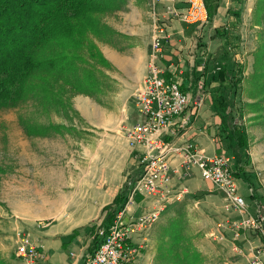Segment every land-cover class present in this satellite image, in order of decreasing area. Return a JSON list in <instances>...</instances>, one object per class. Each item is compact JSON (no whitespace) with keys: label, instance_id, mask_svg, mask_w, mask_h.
Segmentation results:
<instances>
[{"label":"rangeland","instance_id":"374dc122","mask_svg":"<svg viewBox=\"0 0 264 264\" xmlns=\"http://www.w3.org/2000/svg\"><path fill=\"white\" fill-rule=\"evenodd\" d=\"M145 2L152 39L154 15L147 0ZM124 6L102 17V22L115 33L110 37V42L92 37L111 65L110 69H104L109 81L103 93L94 98L74 95L71 104L75 113L72 112L68 117L53 113L45 116L38 112L33 102L0 109V257L8 264H22L14 253L18 233H29L44 255L40 244L46 237L63 233L73 237L81 233L86 239L91 237L92 241L103 227L106 214L96 206L98 201L95 199L100 194L103 198L115 192L119 194L126 184L129 190L132 185L130 178L135 179L141 174L140 156L131 149L122 130L126 116L132 121L131 117L137 111L136 93L141 84L135 87L128 81L112 78L118 71L100 48L103 44L114 45L115 48L128 44V36L112 28L117 23L114 14L122 11ZM162 10L163 5H158V17ZM168 21V32L164 33L170 34L169 46L172 39L171 23H186L178 18ZM252 21L259 24L256 34L250 32ZM252 21H245L246 32L242 35L237 33L227 36L224 33L227 41L221 42L217 49H220L221 59L229 58L228 52L238 54V50L241 55L243 52L253 54V58L250 57L249 61L241 65L243 80L235 93L230 94L233 105L232 118L229 116L228 123L239 128V139L245 148L239 150L232 147L224 155L233 159V173L240 166V192L249 204L250 211L255 212L260 207L257 203L264 207V196L260 193H264V0L256 1ZM149 52L150 47L148 56ZM116 77L119 78L118 75ZM75 105L81 109L87 108L88 116L82 115ZM119 111L121 114L117 115ZM20 117L37 124L63 125L65 130L61 134L49 136H28L19 123ZM250 153L255 158L254 167L250 162ZM245 160H249L247 165L243 164ZM246 175H250L249 179H246ZM248 188L253 189V196ZM184 207L172 203L162 212L159 221L152 227L145 257L151 248L150 264H163L156 261V240L169 219L179 213L185 220V233L192 246L197 250L202 239H207L221 254V260L216 259L214 264H223L229 258H225V255L231 251L230 244L202 235L208 230V219L214 225L219 221L218 214L202 213L198 216L196 212H190L193 217L187 220Z\"/></svg>","mask_w":264,"mask_h":264},{"label":"crops","instance_id":"0c3cea01","mask_svg":"<svg viewBox=\"0 0 264 264\" xmlns=\"http://www.w3.org/2000/svg\"><path fill=\"white\" fill-rule=\"evenodd\" d=\"M205 1L207 9L212 12L206 27L197 29L193 25L183 24L178 21H173L170 25L172 39L169 46L165 49L159 64L165 70V77H180L182 79V89L190 97V104L181 116L173 120L169 127L159 132V137L161 140L172 141L176 144L186 141L192 142L195 144L199 154L213 157L227 154L229 149L232 148L228 146V140L223 138L226 134L221 132L220 113L222 114L223 112L221 109L216 108V100L229 98V86L227 83L220 85L217 82L213 67L216 64L221 67L229 64L234 68H241L244 62L249 61L250 57L253 58V54L248 55L243 52L241 55L240 50H238V54L228 52L226 47L229 58H223V60L219 53L220 49L218 51L217 48L221 42L227 41L224 33L227 36H231L237 33L242 35V33L246 32L244 30L245 21H252L257 0ZM146 9L145 0H126L122 11L114 14L113 17H116L117 23L113 24L112 28L117 33L128 36V44L120 48H115L114 45L110 46L108 44H103L100 47L104 56L118 71L116 75L119 78L116 75L112 78L117 81H128L130 84H134L135 87H139L142 84L145 76L148 51L151 44V24L150 19L146 16L148 15ZM250 27L252 28L250 32L253 31L256 34L259 24L256 21H252ZM120 78H124V80H120ZM75 106L82 115L88 116L87 108L81 109L77 105ZM120 114L121 112L119 111L117 115ZM131 118L132 121L126 116V124L135 123L139 120L137 111H134ZM131 149L141 156L143 147ZM232 161L233 159L231 158ZM250 162L254 167L255 158L251 153ZM170 165L172 168L170 188L173 200L163 204L165 205L164 211L172 203L176 205L182 204L183 207L185 204L184 210H187H185L187 220L193 217L190 212H196L198 216H201L202 213H217L219 221L238 218L236 211H227L225 204L221 201V193L211 183L201 179L197 167H193L188 173L184 172L178 157L173 158L170 161ZM262 190H264V184ZM248 191L254 193L252 188H248ZM260 193L264 196V193L261 191ZM117 194L118 192L108 194L107 198H103L104 196L100 194L97 197L98 199H95L96 202L98 201L96 206L103 210L105 206L113 202ZM160 202L159 197L144 198L141 195H135L133 202L126 205L124 217H137L145 211L160 205ZM257 205L258 207L260 206V211L264 213V207L260 203H257ZM118 208L120 207L114 206L112 209V211H115L114 215L116 210L119 211ZM111 221L102 223V226L108 225ZM206 228L208 230H205L202 235L204 234L208 238L216 231V224L214 225L208 219ZM91 242V237L86 239L81 233L73 237H68L67 233H63L60 236L53 235L42 239L40 247L45 253L48 264H82L84 256L89 252ZM197 250L202 257L203 264H214L216 259L221 260L220 252L211 246L207 239H202L201 246L199 245ZM226 257L233 260L235 264H243V261L235 257L230 250L225 255ZM151 259L150 248L149 255L145 259L146 264H150Z\"/></svg>","mask_w":264,"mask_h":264},{"label":"trees","instance_id":"16d2710c","mask_svg":"<svg viewBox=\"0 0 264 264\" xmlns=\"http://www.w3.org/2000/svg\"><path fill=\"white\" fill-rule=\"evenodd\" d=\"M126 0H0V109L14 108L33 102L45 116L68 117L74 112L71 100L82 94L97 97L108 86L104 69L110 63L103 57L96 43L110 42L115 33L103 22L108 12L120 10ZM208 10L211 17L212 12ZM223 65L216 73L220 85L227 83L229 95L241 84L242 69ZM237 72L238 77H234ZM220 113V128L229 147L241 150L245 144L239 139L238 127L230 125L232 101L216 100ZM19 123L28 136H49L63 133L59 124H37L23 117ZM249 160L243 162L247 165ZM239 169V170H238ZM242 171L236 167L235 176ZM249 179L250 175H246ZM140 175L132 179L135 182ZM128 184L104 207L103 223L114 216L112 206L123 208L127 202ZM251 185V184H250ZM253 196V193H252ZM111 210V212H110ZM94 237L89 252L95 248ZM156 261L163 264H202L200 253L185 233L182 215L172 216L156 240ZM0 264H8L0 257Z\"/></svg>","mask_w":264,"mask_h":264},{"label":"built area","instance_id":"2783aa9c","mask_svg":"<svg viewBox=\"0 0 264 264\" xmlns=\"http://www.w3.org/2000/svg\"><path fill=\"white\" fill-rule=\"evenodd\" d=\"M151 14L152 39L145 76L136 93V110L139 120L123 124L122 130L131 148L143 147L140 156L142 166L140 177L132 183L127 202L118 208L111 223L97 232V244L88 252L82 264H146L147 247L152 227L164 211L163 204L171 196L170 161L178 157L181 168L188 173L197 167L201 179L211 183L221 193L227 211L238 213L237 219H224L216 223V231L210 237L222 243H229L235 257L243 264H264V213L259 209L251 212L249 204L241 195L238 178L231 168V158L225 155L206 157L199 154L192 142L176 144L161 140L159 132L169 127L173 120L185 112L190 97L182 89V79L165 77V70L159 62L168 47L169 19L178 18L197 29L206 27L209 15L205 0H147ZM179 4H181L179 6ZM163 5L162 13L157 6ZM219 64L213 71H220ZM233 76L237 77V72ZM135 195L144 198L159 197L160 205L145 211L137 217H124L126 205L133 202ZM229 235V236H228ZM15 257L22 264H48L45 255L34 243L29 233H18ZM223 264H235L226 259Z\"/></svg>","mask_w":264,"mask_h":264}]
</instances>
